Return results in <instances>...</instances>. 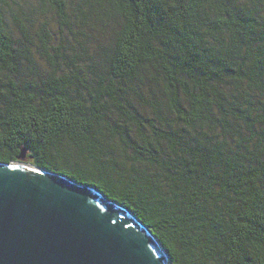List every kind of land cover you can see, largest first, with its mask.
<instances>
[{"label": "trees", "instance_id": "obj_1", "mask_svg": "<svg viewBox=\"0 0 264 264\" xmlns=\"http://www.w3.org/2000/svg\"><path fill=\"white\" fill-rule=\"evenodd\" d=\"M24 151L173 264H264V0H0V162Z\"/></svg>", "mask_w": 264, "mask_h": 264}, {"label": "water", "instance_id": "obj_2", "mask_svg": "<svg viewBox=\"0 0 264 264\" xmlns=\"http://www.w3.org/2000/svg\"><path fill=\"white\" fill-rule=\"evenodd\" d=\"M0 264L173 263L144 222L99 188L0 162Z\"/></svg>", "mask_w": 264, "mask_h": 264}, {"label": "rangeland", "instance_id": "obj_3", "mask_svg": "<svg viewBox=\"0 0 264 264\" xmlns=\"http://www.w3.org/2000/svg\"><path fill=\"white\" fill-rule=\"evenodd\" d=\"M29 1L33 2V3H38V0H18V2H20V4L24 7H26L29 3ZM41 19H42V15H40ZM53 23V21H51ZM36 40L38 41V37H36ZM46 67L48 69H50V66H48V64H45ZM17 163H22V164H27V165H34V159L29 155V153H26L25 154V158L23 159H20L19 161H17ZM49 169V168H48ZM52 169V170H51ZM51 171L55 172V173H59V174H62L63 171H66L64 169V167L60 164V163H54L51 165ZM62 171V172H61Z\"/></svg>", "mask_w": 264, "mask_h": 264}]
</instances>
